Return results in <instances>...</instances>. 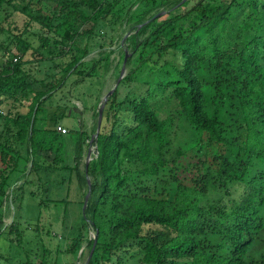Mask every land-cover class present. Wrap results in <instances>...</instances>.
<instances>
[{"label": "trees", "instance_id": "1", "mask_svg": "<svg viewBox=\"0 0 264 264\" xmlns=\"http://www.w3.org/2000/svg\"><path fill=\"white\" fill-rule=\"evenodd\" d=\"M179 6L183 13L151 20ZM5 8L40 22L53 34L41 35L43 49L56 52L47 57L21 34L18 55L7 47L0 63V237L21 241L23 229L5 227L4 212L10 203L21 211L32 181L48 194L75 175L84 201L90 193L85 226L97 232L87 264H264V0H0ZM111 22L133 28L134 65L122 84L144 91L121 103L113 93L104 112L111 126L101 127L98 154L82 172L91 135L48 126L47 103L71 76L109 67L113 51L85 59L96 29ZM81 24L92 27L80 33ZM46 61L59 71L36 79L28 69ZM163 103L176 106L166 119ZM177 123L189 136L175 148ZM70 134L74 166L66 164ZM64 202L47 196L40 206ZM81 248L77 238L69 251Z\"/></svg>", "mask_w": 264, "mask_h": 264}, {"label": "rangeland", "instance_id": "2", "mask_svg": "<svg viewBox=\"0 0 264 264\" xmlns=\"http://www.w3.org/2000/svg\"><path fill=\"white\" fill-rule=\"evenodd\" d=\"M199 0H192V5L197 4ZM185 11V7L162 9L157 14H161L158 22H162L172 18ZM102 24L92 35L90 44L91 54L85 59L87 63L98 61L105 54L111 53L109 67L98 68L93 76L81 77L78 74L71 76L69 81L62 89H58L55 96L47 103L51 109L49 115L52 116V109L58 103H63L65 107V115L67 110L71 113V121L69 126L64 127L69 131L85 130L91 135V139L85 144V153L80 164L83 172L84 167L89 162V155L96 157L95 145L92 144V138L98 127V113L104 97L116 85L122 75L124 61L121 58L122 50L132 53L127 39L134 33L132 26ZM92 24L77 26L78 32L83 33L91 29ZM119 28V29H118ZM47 30V29H46ZM24 34V38L28 39L36 48L50 57L55 53L54 46L43 49L41 35H53L49 31L41 29L40 22L30 21L29 17L14 12L12 9L5 8L0 11V63L5 61L4 51L9 47L13 54L18 55L15 48L14 39L16 36ZM113 36L114 39H113ZM80 44L85 40H79ZM100 45H105L101 47ZM63 59V58H62ZM62 61L58 59V63ZM67 57L64 62H68ZM57 64V63H55ZM54 63L49 61L30 66L29 72L39 80L47 79L50 75L59 71ZM134 65V64H133ZM133 65H126L125 76L133 69ZM92 65L89 64L85 68V73L91 70ZM50 79V78H49ZM118 102L126 101L128 96L138 94L144 91V86L136 81L119 84L117 87ZM160 101V100H159ZM158 101V102H159ZM29 104V103H27ZM110 100L106 102L104 112L109 111ZM176 106L170 103H163L160 112V118L166 119L169 114L175 113ZM25 112L26 108L20 109ZM63 113V114H64ZM55 125L58 128L62 119L58 118L50 121V126ZM4 122L0 121V132L3 129ZM111 121H105L103 117L102 127L108 129ZM63 127V126H62ZM189 129L186 123L176 124L171 137L175 141V148L185 144L188 140ZM67 156L66 164L74 166V150L71 143L74 144V137L70 134L67 136ZM73 150V151H72ZM44 158L52 161L54 155L44 153ZM16 175L12 177L11 183L14 184ZM25 179L20 180L17 185L23 184ZM10 192V191H9ZM8 192V193H9ZM33 192L34 197L31 196ZM24 199L22 209L18 211L14 209L12 203H8L5 210L4 222L5 227L11 225L13 221L19 224L23 229L21 241L17 233L9 235L8 232L0 237V264H86L89 257L88 242L94 236V230L84 223V198L77 187V177L74 175L72 183L50 185L49 193H45L44 189L37 181H32L26 186L24 191ZM20 194V193H19ZM49 197L53 200H64V203L51 204L44 207L40 206V201ZM16 205V203H14ZM18 205V202H17ZM17 207V206H16ZM17 210V212H16ZM16 215V216H15ZM15 218V219H14ZM81 238L82 252L78 255L70 252V248L75 239ZM130 264V263H129ZM139 264V263H132Z\"/></svg>", "mask_w": 264, "mask_h": 264}, {"label": "water", "instance_id": "3", "mask_svg": "<svg viewBox=\"0 0 264 264\" xmlns=\"http://www.w3.org/2000/svg\"><path fill=\"white\" fill-rule=\"evenodd\" d=\"M161 16V14H156L151 20H155V19H158L159 17ZM130 53L126 52V56H125V60H124V66H123V70H122V75L121 77L119 78L118 82L116 83V85L108 92V94L104 97L103 99V102L100 106V109H99V117H98V127H97V131L94 135V137L92 138V144L94 143V139L99 135L100 131H101V127H102V122H103V117H104V107L106 105V102L110 99V97L113 95V93L117 90V87L119 86V84L121 83V80L124 79L125 77V70H126V65H127V61L130 57ZM97 150V148H96ZM96 153L98 154V151H96ZM92 159H91V154L89 155V161L90 162ZM89 186H90V180H89ZM89 198H90V193H88L86 195V199H85V203H84V214H85V211H86V208L88 206V202H89ZM93 238L95 239V243H96V240H97V232H94V236ZM82 248L80 250V253L82 252ZM91 256L89 257L88 261L90 260ZM87 261V262H88ZM87 264V263H86Z\"/></svg>", "mask_w": 264, "mask_h": 264}, {"label": "crops", "instance_id": "4", "mask_svg": "<svg viewBox=\"0 0 264 264\" xmlns=\"http://www.w3.org/2000/svg\"><path fill=\"white\" fill-rule=\"evenodd\" d=\"M64 110H65V107L63 106V103H58L55 106H53L52 116L48 115V126H50V123H52L50 121L55 120V118L56 119L57 118L62 119L61 117H62L63 113L65 112ZM47 111H48V114L51 113V109L49 108L48 105H47ZM70 113L71 112L69 110H67V113H66L67 116L64 119H62L61 124H58V125L63 126V127L69 126V124H70L69 122L72 119ZM54 123H56V121Z\"/></svg>", "mask_w": 264, "mask_h": 264}, {"label": "built area", "instance_id": "5", "mask_svg": "<svg viewBox=\"0 0 264 264\" xmlns=\"http://www.w3.org/2000/svg\"><path fill=\"white\" fill-rule=\"evenodd\" d=\"M15 60H17V59H15ZM57 129H58V131L61 132L62 134H66V132H67V130H66L64 127H62V126H59ZM93 146H95V151H96L97 146H96V145H93ZM96 156H97V155H96ZM91 159H93V158L91 157Z\"/></svg>", "mask_w": 264, "mask_h": 264}]
</instances>
